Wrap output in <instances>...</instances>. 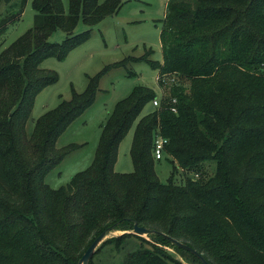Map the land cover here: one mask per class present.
<instances>
[{
  "label": "trees",
  "instance_id": "1",
  "mask_svg": "<svg viewBox=\"0 0 264 264\" xmlns=\"http://www.w3.org/2000/svg\"><path fill=\"white\" fill-rule=\"evenodd\" d=\"M121 4L69 0L65 14L61 0H33V27L0 51V264H77L102 230H129L133 222L190 246L209 264H264V0H168L161 61L128 56L105 66L26 134L36 96L58 78L40 64L63 60ZM79 19L87 29L74 34ZM10 21L0 19V35ZM57 30L65 33L61 42L52 41ZM139 62L157 71L160 86L173 77L166 91L134 86L101 125L90 165L51 188L45 176L78 147L56 148L57 138L91 105L105 71ZM157 96L158 106L134 128L133 170L115 172L119 143ZM156 131L172 162L166 183L154 171ZM207 160L215 171L204 178ZM178 169L187 174L182 184L173 180ZM147 236L153 242L107 238L89 264L107 242L126 252L121 264H171L165 247L201 264L166 238Z\"/></svg>",
  "mask_w": 264,
  "mask_h": 264
},
{
  "label": "rangeland",
  "instance_id": "2",
  "mask_svg": "<svg viewBox=\"0 0 264 264\" xmlns=\"http://www.w3.org/2000/svg\"><path fill=\"white\" fill-rule=\"evenodd\" d=\"M32 1L25 0L22 6L20 0L0 3V19L12 18L0 35V51L33 27L35 11L32 9ZM167 1L121 0L122 4L118 12L90 27V37L69 51L63 60H57L54 57L45 59L40 67L55 71L58 78L55 83L45 87L36 96L25 124L26 134L31 132L36 119L44 112L55 108L61 100L70 99L71 88L78 93L82 92L86 87L88 77L96 75L105 66L128 56L144 55L148 59L161 61L159 29ZM61 3L67 14L69 0H61ZM86 29L87 27L79 19L73 33H81ZM64 37L65 33L57 30L52 41L61 42ZM150 50H153V53ZM172 78L164 76L160 86L157 71L145 62L127 63L125 67L110 68L105 71L91 105L72 121L56 140V148H63L69 144H77L78 147L67 154L45 176L44 182L53 189L59 188L66 185L75 173L90 165L97 147L101 125L114 104L126 97L134 86L139 84L149 86L157 95H160L161 91L162 93L166 91ZM152 109L153 105L150 102L145 105L126 136L119 143L113 166L115 172L129 173L133 170L129 149L134 128L138 120ZM201 168L203 177L207 178L214 174L215 161L207 160ZM154 171L160 182H167L172 171V162L165 154L158 161L154 160ZM172 174L177 184H182L187 176L179 169ZM190 176L194 177L192 174ZM121 232L122 230L114 231L115 234ZM142 238L146 242H153L149 236ZM146 242L144 245L148 244ZM127 243L130 249L134 247L132 241ZM136 244L138 245L139 242ZM165 250L174 260L171 264H195L173 251L172 248L165 247ZM125 254L126 252L117 251L112 243L107 242L95 254L93 264H121Z\"/></svg>",
  "mask_w": 264,
  "mask_h": 264
},
{
  "label": "water",
  "instance_id": "3",
  "mask_svg": "<svg viewBox=\"0 0 264 264\" xmlns=\"http://www.w3.org/2000/svg\"><path fill=\"white\" fill-rule=\"evenodd\" d=\"M116 224H112L111 226L105 228L102 230L89 244V246L86 248L84 253L81 255V257L78 260L77 264H89V260L93 256L95 250L98 248V246L105 241L107 238L110 237H119L122 234H132L140 237H145L149 234H158L164 238H166L168 241H170L171 244L189 252L192 254L194 257H196L201 264H209L207 260L200 254L198 253L195 249L191 248L190 246L172 238L169 237L161 232H157L153 229L144 227V226H139L136 222H133L132 228L129 230L122 231L120 234H115L114 233V228Z\"/></svg>",
  "mask_w": 264,
  "mask_h": 264
},
{
  "label": "built area",
  "instance_id": "4",
  "mask_svg": "<svg viewBox=\"0 0 264 264\" xmlns=\"http://www.w3.org/2000/svg\"><path fill=\"white\" fill-rule=\"evenodd\" d=\"M151 104L153 105V107L158 106L159 104L158 96L157 98L152 100ZM165 142L166 140L160 136L158 131H156L154 135V143H153V149H152V156L154 160H159L163 157V154H164L163 146Z\"/></svg>",
  "mask_w": 264,
  "mask_h": 264
},
{
  "label": "crops",
  "instance_id": "5",
  "mask_svg": "<svg viewBox=\"0 0 264 264\" xmlns=\"http://www.w3.org/2000/svg\"><path fill=\"white\" fill-rule=\"evenodd\" d=\"M149 87V86H148ZM151 88V87H150ZM153 89V88H152ZM154 90V89H153Z\"/></svg>",
  "mask_w": 264,
  "mask_h": 264
}]
</instances>
